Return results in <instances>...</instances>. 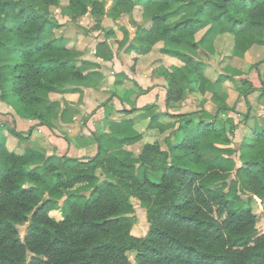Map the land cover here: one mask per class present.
<instances>
[{
    "label": "trees",
    "instance_id": "trees-1",
    "mask_svg": "<svg viewBox=\"0 0 264 264\" xmlns=\"http://www.w3.org/2000/svg\"><path fill=\"white\" fill-rule=\"evenodd\" d=\"M63 1L0 0V124L18 139H25L20 122L29 123L28 133L37 127L53 131L57 113L47 101L85 79L78 50L65 37L53 39L58 23L52 9L61 7L77 21L90 8L97 25L106 12L99 0H67L65 6ZM111 1L115 11L144 9L150 27H139L138 55L163 43L161 53L182 62L161 67L167 108L197 89L203 97L211 95L213 120L205 121V110L157 114L148 131L168 134L167 149L157 141L137 154L125 148L143 139L129 133L136 124L130 115L140 110H124L127 118L111 122L110 133L93 135L97 153L87 160L10 152L1 137L0 264H264V232L254 211L256 199L264 201V131L245 138L239 150L215 147L232 142L218 118L234 111L224 85L234 79L221 75L211 81L208 65L190 54L202 49L214 55L221 35L233 37V54L264 46V0H147L156 9L152 17L139 1ZM189 8L194 9L189 18L169 24ZM101 47L106 43L99 55ZM42 173L56 174V185L43 186ZM133 199L147 217L143 238L122 220L136 213ZM58 210L62 220L51 216Z\"/></svg>",
    "mask_w": 264,
    "mask_h": 264
},
{
    "label": "crops",
    "instance_id": "crops-1",
    "mask_svg": "<svg viewBox=\"0 0 264 264\" xmlns=\"http://www.w3.org/2000/svg\"><path fill=\"white\" fill-rule=\"evenodd\" d=\"M134 1L143 3L150 17L155 15V7L146 4L147 0ZM112 8L111 1L105 11V21L102 23L104 27L98 31L92 30L97 22L90 14V8L89 13L77 21L68 18L67 15L59 17V27L54 30L53 39L65 37L70 40V47L78 50L77 58L85 62L81 68L85 79L74 81L62 88L52 100L47 101V105L54 107L57 113V117L52 121L54 130L37 127L33 132L43 134L42 138L49 140V145L40 147L48 155L58 157L67 155L81 160L94 157L97 146L93 135L110 133L111 122H121L127 118L124 110H140L130 115L136 124L129 133L143 137L141 142L137 143L141 147L154 144L157 142L155 138H159L157 133L148 131L153 116L167 112L180 115L205 110L196 102L201 97L197 89L188 94L183 102L172 105L179 107V110H172V106L167 108L168 83L162 77L161 67H180L183 65L182 62L162 54L163 43L157 44L148 55H138L139 27H150V24H145L144 9L142 6L135 7L136 12L140 13L136 15L135 10L132 13H125ZM193 13V8L183 9L169 19V24L189 18ZM70 20L75 25L68 23ZM207 30L208 27L199 30L197 40H201ZM104 43L106 47H101L99 55V46ZM233 46L232 36L221 35L215 41L214 55L202 49L190 51L195 61L208 65L206 75L211 81H217L221 75L234 79L232 82H225L224 85L228 93L227 104L236 112H224L218 118L222 126L226 125L230 129L229 138L232 141L229 145L215 144L217 149L222 150H239L245 138L252 139L254 133L264 131V46H254L245 54H233ZM148 89L151 91L145 93L144 91ZM207 96L211 100V95ZM105 104L106 111L103 108ZM148 106L155 108L146 111ZM214 108L215 104L211 103L204 115L208 123L213 120ZM245 112H248L245 116L251 126V132L237 137V132L243 127L237 117ZM19 126L23 129L26 139L29 123L20 122ZM176 139L177 135H174L171 143L174 144ZM8 144L12 145V149H9L11 152L21 146L16 138L8 139ZM133 148L134 145L125 149L134 152ZM222 158L229 157L222 155ZM236 163L237 167L241 166L239 159H236Z\"/></svg>",
    "mask_w": 264,
    "mask_h": 264
},
{
    "label": "rangeland",
    "instance_id": "rangeland-1",
    "mask_svg": "<svg viewBox=\"0 0 264 264\" xmlns=\"http://www.w3.org/2000/svg\"><path fill=\"white\" fill-rule=\"evenodd\" d=\"M102 2V5H103V10L106 11L107 9V6L109 5V2H111V0H99ZM67 4V0H64L63 1V6H65ZM62 6V7H63ZM135 10V14L136 15H139L140 13L139 12H136L137 9H134ZM52 14H53V17L55 18V20L57 21L58 23V27H59V17L60 15H67L68 18L71 19V15L68 14V13H64V10L63 8H53L52 9ZM104 15H102V19L100 20V25H95L92 30L93 31H98L100 29H103V25L102 23L105 21V17H103ZM99 22V21H98ZM68 23H73L71 22V20L68 22ZM75 25V23H73ZM57 27V28H58ZM56 29V28H55ZM54 29V30H55ZM53 30V31H54ZM91 30V31H92ZM196 98H194L195 100ZM196 102L198 104H200L202 107H204L205 109V113L207 112V108L209 106H211V103L214 105V103L210 100V98L208 96L206 97H203L201 96L199 99L196 100ZM214 107V106H213ZM11 110V109H10ZM172 110H179V107L177 106H172ZM14 111L13 113L15 115H18L17 114V111H15L14 109L12 110ZM216 112V108L213 109L212 111V114H214ZM236 112V111H234ZM211 113V112H210ZM238 114V113H236ZM241 114V115H240ZM240 117H237L238 120L240 121V125L243 126L242 127V130L238 131L237 134L239 137L240 135H247L251 132V126L249 125V123L246 121V116L245 115H248V112H245V113H240ZM237 115V116H239ZM2 125L0 124V138L2 137L3 139L6 140V148L9 150V149H12V145L8 144V139L10 138H16L15 136H13L12 134H10L9 130H8V127H1ZM26 139H18L16 138L19 143H20V147L19 148H16L15 151L17 152H21V151H27V152H34V151H39V152H42L44 155H46V157H50V156H53V155H48V153L45 152V150H42L40 149L41 146L43 145H49V140L47 138H42L44 137L43 134H40V133H36L34 134V132H30V133H26ZM168 134L166 135H161L159 136V138H155L161 145L163 148L166 149V144L164 143V140L166 139ZM40 137V138H39ZM25 138V137H24ZM139 144V143H138ZM138 144L134 145V152L136 151H141L142 147L139 146ZM136 149V150H135ZM10 151V150H9ZM13 151V152H15ZM11 152V151H10ZM53 157H58L56 155H54ZM81 160V159H80ZM86 160V159H85ZM41 182H42V185L47 187V188H52L56 185L57 183V175L56 174H46V173H42L41 175ZM232 190H230V193H231ZM133 203L136 207V213L134 215H130V216H126V217H123V222L129 226L130 228H132V232L135 236H138V237H145L147 236L148 234V230H149V225H148V222H147V217L145 215V212L143 210V208L141 207V204L138 200L136 199H133ZM254 211L256 213V215L258 216V227L259 229L264 232V201H261L259 199H256V202L254 203ZM51 216L57 220H62L63 219V213L61 210H58V211H55V212H52L51 213ZM27 228H28V225L25 224V225H22L20 226V237L21 238H24L25 234H26V231H27ZM130 259L132 262H135L136 260V254L135 253H130Z\"/></svg>",
    "mask_w": 264,
    "mask_h": 264
}]
</instances>
